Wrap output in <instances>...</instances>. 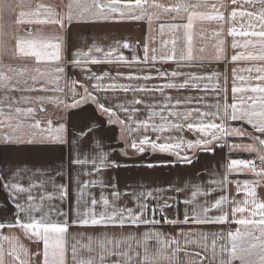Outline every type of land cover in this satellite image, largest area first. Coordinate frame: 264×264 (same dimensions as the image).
Returning <instances> with one entry per match:
<instances>
[{
	"label": "snow or ice",
	"instance_id": "obj_1",
	"mask_svg": "<svg viewBox=\"0 0 264 264\" xmlns=\"http://www.w3.org/2000/svg\"><path fill=\"white\" fill-rule=\"evenodd\" d=\"M232 9L228 15L220 9L227 11L228 5L224 0H218V3L208 4L207 0L201 3L200 0H171L170 3H162L160 0H67L62 7L66 9L57 12L51 5L36 4L33 9L25 0H0V91L7 93L9 91H49L47 87L39 88L34 85L40 78H47L48 83L56 84L58 77L54 73H63L65 71L61 62L71 63L73 66L84 68L86 65H99L104 63H124L131 64L137 62V58L133 57L132 61L119 54L118 49L130 48V44L126 41L115 42V46H110L107 50L95 43L87 49V51L77 50L73 53L71 61L65 60V39L59 34L33 36L32 29H27L26 35H16L14 39L13 55L17 59L32 60L37 64L49 63L55 67L48 71H41L39 68L35 71L39 76H31L33 86L28 85L27 80H21L18 77L23 76L27 69H16L11 65L4 64V56L7 54L8 41L5 36L3 20L5 13L12 14L15 8L20 11L15 15L14 23L18 27L32 25H51L57 26L60 30H65L68 26L75 23H99V22H121L125 20L140 21L147 19L151 24L153 18L159 19L161 13L167 14L170 19H184L186 23L161 24V31L168 28L171 32L176 33L183 29L188 37L189 47L187 52L181 47L177 50L176 39L174 38L172 48L169 52H161L159 57L153 56L152 61L160 60H192L191 49V29L195 21H215L220 24L221 29L225 23L232 22L228 29V35L234 38L232 48L250 49L247 53H240L231 57L232 61H250L258 62L253 66L243 69L248 76H239L238 78L244 82L242 86L232 87L233 103L223 105H215V112L202 111L200 109H189L184 112L169 111L171 97H167L166 103L161 106V111L155 110V105H146L150 109V114L145 120H135L133 113L139 109L125 107L124 104L118 103L115 106H107L102 100L90 91L88 86L81 85L83 93L79 99L73 93V102L71 104L64 103L58 98L52 97H36L40 101L36 108L34 107H12L13 101L9 100L7 105L0 102V154L5 151L23 154H44L56 150L59 145L68 143L67 141V125L63 118L59 122L52 119L41 121L35 118L37 108L44 111L43 102L47 100L51 103H64L65 109L81 108L89 101L96 106L102 116L107 118L108 125H116L119 127V135L117 140L124 145L123 155H128V149L134 153H144L145 151L167 153L177 157L176 163L190 165L194 162L197 151L212 152L221 141L226 137L237 136L247 137L249 143L233 144V149L239 148L249 153L255 154V159H233L226 166V172L219 183L221 188L229 182L228 172H250L258 179L253 181L245 180L243 186L237 182V194L243 193L242 200H229L226 196L221 195L219 198L207 199L212 195L215 189L202 188L199 185L192 186L190 197H186L183 203L192 206L191 215L186 210L183 220H165V223L187 224L190 221L197 224L206 223H235L240 228L229 231L225 237V243L217 246L215 241L212 245V260L216 264H264V199L259 196L257 188L264 186V0H230ZM247 5V7H245ZM258 5V7H257ZM211 8V13L198 11L200 8ZM28 8V11L24 9ZM237 18L246 23H241L239 29L235 26ZM216 35H220L219 32ZM244 38L242 42L237 43L236 37ZM221 44L224 41H220ZM220 52L223 48L219 49ZM93 53L97 55H93ZM144 61L148 62V49L144 48ZM219 58V56L217 57ZM160 78H166V74L160 73ZM180 73L172 72V77H177ZM234 79H236V70H233ZM107 73L103 75H92L88 79L95 80L96 83L91 85L94 91H115L117 89L124 92H151L161 91L163 89L186 88L190 84L192 87L199 88L198 81L205 77L192 76L190 80L177 84L168 82L161 88H148L145 86L133 85H117L110 83L107 86L103 83ZM127 79H152L151 76H128ZM206 79L211 80L209 76ZM24 87H20V85ZM59 91L60 89H55ZM226 91V90H225ZM242 94L239 103L236 102V94ZM30 102V101H29ZM18 103V102H16ZM133 105L144 104V101L135 98L131 102ZM181 101L177 100L176 105ZM5 107L8 111L5 112ZM117 110L128 114L127 121L122 119ZM167 113L165 115L164 113ZM55 115V113H54ZM159 116V123L154 122V118ZM175 118V122H170L169 118ZM23 118V119H22ZM30 118V122L28 121ZM83 128L80 129L79 135L73 143H78L87 139L88 147L91 154L87 152L84 158L77 156L71 163L75 165H91V168L84 172L89 177L98 176L109 168L121 167L115 161L109 159V153L104 150L102 140L97 138V128L93 127L94 118L86 112L83 114ZM242 121L250 126V130L243 128L231 127L229 121ZM134 125V126H133ZM187 127L189 131L197 133L194 140H184L179 138L174 140L172 137H163L162 134L174 130H183ZM156 134L155 137L149 135ZM142 132L140 136H133V133ZM191 153V155H189ZM258 161V163H257ZM171 163V162H169ZM24 161L13 162L10 159L0 158V191L6 193V199L12 206L13 221L0 222V264H6L5 255L12 257L16 264H30L29 259H21V251L24 257H29V253L22 245L17 250V245H13L6 252L4 243H12L16 237L3 235L2 230L5 228H19L24 235L33 240V242L43 244L42 252L34 255L42 256L41 264H69L68 253L71 251V259L73 264H106L107 256H120L124 259V264H132L135 258L138 264H183L179 257L181 252L180 241L171 238H163L162 234L155 231H149L144 234L143 253L137 252L135 257L128 251L118 252L115 248L119 247L120 241H116L113 249H109L107 244L112 241L106 237L97 241L99 251L95 256L88 259L78 258L77 245L68 244L69 228L72 226L84 227H120L126 226L139 227L141 225H155L160 221L156 219H148L145 212L148 209L147 201L156 199L154 191L157 193L165 191L164 189L133 190L131 192H121L114 183L105 184L103 180L76 179V198H75V219L69 220L68 214L63 210L57 212V215L63 217L62 220H53L50 218L51 213L43 210V201L45 199H60L62 202L69 200L71 194L66 184H60L58 187V196L52 194L42 195L39 197L41 203H36V197L32 195L34 188L43 187V183H31L28 187L20 183L22 174L32 172L46 175L49 169L45 168H27ZM148 167H155L149 164ZM57 175L63 174V164L55 169ZM209 184H216L217 181L210 180ZM111 188L110 197L101 192L99 199L89 191L93 187ZM172 189L169 188L168 191ZM180 190L178 189L177 192ZM26 194V195H25ZM87 197V198H86ZM121 197H131L135 207L121 206L118 201ZM198 197L205 199L201 203ZM100 210H97V206ZM164 207H170L165 199ZM230 206V209L229 207ZM7 207V205H5ZM218 212L217 215H209L212 212ZM39 213L37 217L35 214ZM231 216V219H230ZM154 238L156 240V248L149 251L147 240ZM188 241L186 240V243ZM173 245L175 247H173ZM90 253L96 251L90 243L84 245ZM196 255H199L197 253ZM119 264V262H117ZM202 264V262H201Z\"/></svg>",
	"mask_w": 264,
	"mask_h": 264
},
{
	"label": "crops",
	"instance_id": "obj_2",
	"mask_svg": "<svg viewBox=\"0 0 264 264\" xmlns=\"http://www.w3.org/2000/svg\"><path fill=\"white\" fill-rule=\"evenodd\" d=\"M27 4H30L34 9L36 4L51 5L57 12L65 11L62 7L63 3L67 0H25ZM162 3H170L171 0H160ZM195 3L196 0H193ZM204 3L205 0H200ZM228 5L227 11L220 9L228 15L232 9L230 0H224ZM208 4L218 3V0H207ZM247 7V5L245 6ZM258 7V5H257ZM28 11V8L24 9ZM20 11L19 8H15L12 14L5 13L3 25L8 35L5 39L8 41L7 54L4 56V64L11 65L16 69H27L23 76L18 78L21 80H27L29 86H33V82L30 79L31 76H39L35 69L39 68L41 71H48L55 67L54 64L40 63L37 64L32 60L17 59L13 55L14 51V39L12 37L16 35H26L27 29H32L33 36H44L59 34L65 39V60L71 61L73 53L77 50L87 51L94 43L107 50L110 46L114 47L115 42H128L130 48H119V54H122L126 60L132 61L133 57L137 58V62L129 64L124 63H104L99 65L89 64L84 68L73 66L71 63L61 62L65 71L63 73H54L58 77L56 84L48 83L47 78H40L34 85L39 88L41 86L47 87L49 91H9L4 93L0 91V102L5 105L9 100L13 101L12 107H34L36 108L40 101L36 100V97H52L58 98L64 103L71 104L73 102V93L76 94V99H79L80 94L83 93L81 85L88 86L90 91L94 92L102 102L107 106H115L118 103L124 104L128 108H138L139 111L133 113L135 120H145L150 114V109L146 105H155L157 112L161 111V106L168 102L167 97H171L169 111L184 112L189 109H200L202 111L215 112V105L224 103H233L232 87L242 86L244 84L238 77L248 76L249 74L243 69L253 66L254 63L245 60L233 62L231 57L240 53H247L250 49L232 48L234 38L228 35L229 27L233 26L232 22L225 23L223 29L220 24L215 21H195L191 31V49L192 60H160L159 58L153 62L152 57L155 55L159 57L160 53L169 52L172 48L171 41L176 39V47L179 50L181 47L187 52L189 47L188 37L183 29L179 32L173 33L168 28L160 29V25L171 23H186L184 19H170L167 14L161 13L159 19L153 18L151 24L147 19L140 21L125 20L121 22H99V23H73L65 30L58 29L57 26L51 25H32L18 27L13 22L15 15ZM198 11L211 13V8H200ZM242 21L241 18H237L235 26L239 29ZM219 32L220 35H216ZM244 38L236 37L235 41L240 43ZM220 41H224L223 44ZM148 49V62L144 61V48ZM223 48L220 52L219 49ZM93 55H97L93 53ZM219 56V58H217ZM166 74V78H160L157 72ZM236 70V79H234L233 70ZM180 73L177 77H172L171 73ZM107 73L103 83L107 86L110 83L117 85H133V86H147L148 88H161L168 82H175L178 85L184 83L186 80H190L192 76L205 77V79L192 81V83H198L199 88L192 87L191 84L186 88L176 89H163V92L151 91V92H124L122 90L115 91H94L91 87L95 80L88 79L92 75H103ZM151 76L152 79H127L128 76ZM211 76L212 79L208 80L207 77ZM24 87V85H20ZM60 89L59 91L55 89ZM226 90V91H225ZM242 94H236V102L239 103ZM139 98L144 101V104L133 105L131 102L133 99ZM181 103L176 105V101ZM30 101V102H29ZM18 102V103H16ZM64 103L57 105L45 100L43 102L44 111H40L37 108L35 118L41 121L52 119L54 122H59L61 117L67 125V141L64 145L56 147L55 151L44 154H17L5 151L0 154V158L10 159L13 162L24 161L27 168H45L49 169L46 175L36 174L32 172H26L22 174L20 183L28 187L31 183H43V187L34 188L32 195L36 197V203H41L39 197L42 195L52 194L58 196V187L60 184H66L69 187L71 197L69 200L61 201L58 198L47 200L43 203V210L50 212V218L53 220H62L63 217L57 215V212L63 210L68 214L69 220H74L75 214V198H76V179L80 180L97 179L103 180L105 184L114 183L117 188L123 192H131L133 190H156L164 189L165 191L157 193L154 191L156 199L147 201L148 209L145 212V217L148 219L159 220V224L141 225L139 227L126 226L120 227H84V226H72L69 228L68 244L69 249L72 244L77 245L78 258L88 259L91 256H95L99 251L97 247V241L104 239L111 240V244H107V247L111 250L116 241H120L119 247L115 248V251L125 252L128 251L130 255L135 257L137 252L143 253L144 234L149 231H155L162 234L163 238L171 239L175 238L180 241L181 252L179 253L180 259L183 264H216L212 260V245L215 241L217 251L219 246L225 243L222 237H225L229 231H234L241 226L235 223H206L197 224L189 222L187 224H171L165 223V220H183L184 213L187 210L189 215L192 212L191 205H185L183 200L186 197H190V191L192 186L199 185L202 188L215 189L212 195L207 199L219 198L221 195L226 196L229 200L235 199L237 201L242 200L243 193L237 194V182L243 186L245 180L253 181L258 179L250 172H228V183L221 188L222 177L226 172V166L233 159H243L247 155L251 154L242 149H233V144L249 143L247 137L229 136L214 148L212 152L197 151L195 154L194 162L190 165L182 163H176L177 157L167 153L145 151L144 153H134L131 149H128V155H123L124 145L117 140L119 135V127L116 125H108L107 118L102 116L96 111V106L89 101L81 108H68L65 109ZM5 112L8 108L5 107ZM92 116L95 123L93 127L99 125L97 128V138L102 140L104 150L109 153V159L115 161L121 165L118 168H109L98 176L89 177L84 175L91 165H75L71 161L77 156L84 158L86 152L91 154L88 147L89 141L87 139L78 143H73L77 139L80 129L84 126L82 116L84 113ZM118 115L127 121L128 114L117 110ZM55 113V115H54ZM167 115V113H164ZM23 119V118H22ZM170 122H175V118L170 117ZM30 122V118L28 121ZM154 122L159 123V116L154 118ZM231 127L243 128L250 130V126L242 121H229ZM134 126V125H133ZM142 132L133 133V136H140ZM149 135L155 137L156 134L149 131ZM197 133L189 131L185 126L183 130H174L163 133V137H172L174 140L183 138L184 140H194L197 137ZM254 154V153H253ZM191 155V153H189ZM63 164V174L57 175L55 169L61 167ZM171 162V163H169ZM149 164L155 165V167H148ZM210 180L217 181L216 184H209ZM171 188V191L168 189ZM180 190L177 192V190ZM89 191L97 199L101 192L110 197L111 188H101L99 186L90 188ZM257 192L259 196L264 199V186L258 187ZM26 195V194H25ZM87 198V197H86ZM165 199L170 207H164ZM204 197H198V200L202 203ZM121 206L127 205L128 207H135L131 197H121L118 201ZM7 205V207H5ZM230 209V206H227ZM97 210H100V206H97ZM218 212L209 213V215H217ZM37 217L39 213L35 214ZM12 206L6 199V193L0 191V222L13 221ZM231 219V216H230ZM3 235L16 237V240L12 243H4L6 252L11 249L13 245H22L24 249L30 254L29 257H24L21 251V259H29L30 264H41L42 256L34 255L37 252H42V242L36 243L33 240L28 239L22 230L19 228H5L2 230ZM93 249L96 251L89 252L84 245L90 243ZM186 240L188 241L186 243ZM147 247L149 251H154L156 248V240L149 238L147 240ZM173 247H175L173 245ZM199 253V255H196ZM6 264H16L12 257L5 255ZM69 264H73L71 259V251L68 253ZM124 264L123 257L112 255L106 257V264ZM132 264H138L134 258Z\"/></svg>",
	"mask_w": 264,
	"mask_h": 264
},
{
	"label": "built area",
	"instance_id": "obj_3",
	"mask_svg": "<svg viewBox=\"0 0 264 264\" xmlns=\"http://www.w3.org/2000/svg\"><path fill=\"white\" fill-rule=\"evenodd\" d=\"M243 159H255V154L251 153L249 155H247L246 157H244ZM258 163V161H257Z\"/></svg>",
	"mask_w": 264,
	"mask_h": 264
}]
</instances>
